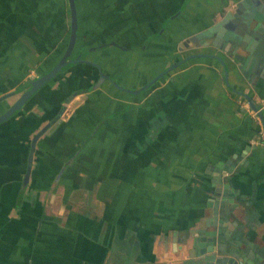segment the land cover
Wrapping results in <instances>:
<instances>
[{
    "label": "crops",
    "instance_id": "crops-1",
    "mask_svg": "<svg viewBox=\"0 0 264 264\" xmlns=\"http://www.w3.org/2000/svg\"><path fill=\"white\" fill-rule=\"evenodd\" d=\"M74 1L70 56L85 60L0 122V264H200L193 236L214 227L209 204L223 196L227 222L264 246V111L244 96L264 99V32L242 29L250 47L242 40L237 58L226 24L217 45L214 34L183 40L238 0ZM69 30L68 0H0V95L17 90L0 113L61 57ZM95 63L109 78L94 87ZM61 106L24 179L32 136Z\"/></svg>",
    "mask_w": 264,
    "mask_h": 264
},
{
    "label": "water",
    "instance_id": "water-1",
    "mask_svg": "<svg viewBox=\"0 0 264 264\" xmlns=\"http://www.w3.org/2000/svg\"><path fill=\"white\" fill-rule=\"evenodd\" d=\"M244 4L251 5L249 11L243 10L242 6ZM68 5H69V13H70V30L64 52L62 53L61 57L47 71L38 74L34 78L30 79L27 82V84L23 86L24 89L21 91V93L15 98V100L8 106V108L5 111L0 113V122L8 118L15 111L19 110L26 102V100L37 89H39L44 83L49 81L51 78H53L67 64L71 62L85 60L81 58V53H77L72 57L70 56V53L73 49L77 36L78 22H77V11L75 6V1L68 0ZM223 6L224 7L220 12V15H222L220 19L214 18L215 19L214 23L211 26H209L207 30L185 38L183 40V44L187 46L191 42L197 43L196 41L197 37L200 36L201 34L204 35L214 34L216 37L211 39V43L217 45L218 44L217 37H219L221 34L220 30H222L223 27L222 25L226 24L228 25L229 28V30L226 32L227 34L226 39L229 38V41L226 42L227 44L225 46L227 47L230 44L231 40H234L236 44H234L233 46L235 49L233 51V54L237 58L242 57L241 54H239L236 51L241 45L242 40L246 41V43L242 44L244 48L249 49L250 40L241 30L245 29L249 34H253L257 36L260 35L262 32H264V0H238L237 2L234 3L233 6H230L228 3L224 4ZM175 15L176 14H173L172 17ZM235 33L241 34L243 39L235 36ZM149 38L150 36L145 39L144 43H146L149 40ZM110 42L124 49L126 48L125 46L119 44L116 41L112 40ZM133 47L139 48L142 46L139 47L133 46ZM251 53L252 54L254 53V55L257 54L255 51H252ZM193 55L195 54H190L189 56H186L179 60H175L165 69L158 72L146 84H144L137 90H130V89L127 90L131 92L132 91L138 92L140 89L147 88L150 84H152L160 76H162L166 71L177 66L178 64L182 63L184 60H186L189 57H192ZM262 61H263L262 75L264 76V57H262ZM95 65H97L98 67L99 78L93 85L94 87L98 86L101 80H103L104 78L107 77L109 78V76L103 72V70L99 67L98 64L95 63ZM16 91L17 90H10L8 92H5L2 95H0V99L10 96L16 93ZM73 93L75 94L76 92ZM244 96H246V99L248 100L249 107L254 111H257L258 115L263 120V113L257 110V104L254 102V100L247 94H244ZM62 111H63V106H61V109L55 115L54 118L50 119L46 124L40 127L32 136L30 142L29 154H28V165L24 179H27L29 173L30 162L35 148L36 139L38 138L39 135L44 133L54 121H56V119L59 117ZM220 171L223 174H225V172L228 171L230 172L232 171V169L230 166L224 165L221 167ZM216 190L219 191V188H217ZM210 202L211 203L209 205L212 207V215L206 218V225L210 226L212 224L214 225V227L212 229L207 228L202 232L203 235L201 238L203 240L207 239L208 246L202 247L199 250V255L197 256L200 263L214 264L216 261L218 262L217 264H264V246L258 247L252 241L247 239V237L244 236L241 230L242 226L237 222L235 221L231 222L233 224V227L232 225H230V223L227 222L229 216L234 217V213L232 206L229 205L227 206L226 204L227 200L224 198V196L220 198L212 199ZM219 208H221L220 211ZM195 236L192 239L193 245H197V246L203 245L201 242L197 240V237ZM254 252L257 253L256 257L254 256ZM250 259H253L252 263L250 262Z\"/></svg>",
    "mask_w": 264,
    "mask_h": 264
},
{
    "label": "flooded vegetation",
    "instance_id": "flooded-vegetation-1",
    "mask_svg": "<svg viewBox=\"0 0 264 264\" xmlns=\"http://www.w3.org/2000/svg\"><path fill=\"white\" fill-rule=\"evenodd\" d=\"M194 237V236H193ZM195 237H197V240L199 241V242H201L203 245H201V246H197V245H193L192 244V246L191 247H193L194 248V255H199V250L202 248V247H207L208 246V241H207V239L206 240H203L201 237H202V234H200V235H196ZM207 242V243H206ZM201 264V263H200Z\"/></svg>",
    "mask_w": 264,
    "mask_h": 264
},
{
    "label": "built area",
    "instance_id": "built-area-1",
    "mask_svg": "<svg viewBox=\"0 0 264 264\" xmlns=\"http://www.w3.org/2000/svg\"><path fill=\"white\" fill-rule=\"evenodd\" d=\"M241 103L242 100H240ZM257 110L263 112L264 111V99L261 101L260 105L257 107ZM257 113V111H255ZM259 143L263 144L264 145V130H261L260 133H259Z\"/></svg>",
    "mask_w": 264,
    "mask_h": 264
},
{
    "label": "rangeland",
    "instance_id": "rangeland-1",
    "mask_svg": "<svg viewBox=\"0 0 264 264\" xmlns=\"http://www.w3.org/2000/svg\"><path fill=\"white\" fill-rule=\"evenodd\" d=\"M125 86H126L125 88L130 89V90H131V89H132V90H133V89H136V88H135L136 86H135V83H134V82H132L131 84H129V82H127V83L125 84Z\"/></svg>",
    "mask_w": 264,
    "mask_h": 264
}]
</instances>
